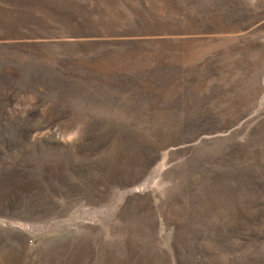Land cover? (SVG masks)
<instances>
[{
    "label": "rangeland",
    "instance_id": "rangeland-1",
    "mask_svg": "<svg viewBox=\"0 0 264 264\" xmlns=\"http://www.w3.org/2000/svg\"><path fill=\"white\" fill-rule=\"evenodd\" d=\"M0 264H264V0H0Z\"/></svg>",
    "mask_w": 264,
    "mask_h": 264
}]
</instances>
